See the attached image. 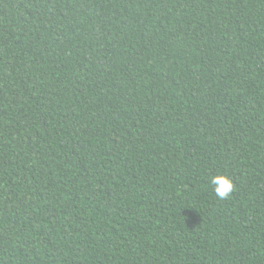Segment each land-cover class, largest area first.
Returning a JSON list of instances; mask_svg holds the SVG:
<instances>
[{"label": "trees", "instance_id": "obj_1", "mask_svg": "<svg viewBox=\"0 0 264 264\" xmlns=\"http://www.w3.org/2000/svg\"><path fill=\"white\" fill-rule=\"evenodd\" d=\"M0 264H264V0H0Z\"/></svg>", "mask_w": 264, "mask_h": 264}, {"label": "clouds", "instance_id": "obj_2", "mask_svg": "<svg viewBox=\"0 0 264 264\" xmlns=\"http://www.w3.org/2000/svg\"><path fill=\"white\" fill-rule=\"evenodd\" d=\"M211 183L214 186L216 196L220 200L227 199L234 191V184L227 176L217 175L211 179Z\"/></svg>", "mask_w": 264, "mask_h": 264}]
</instances>
